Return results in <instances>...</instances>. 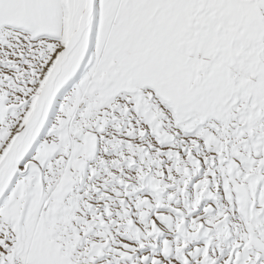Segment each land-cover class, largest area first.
Wrapping results in <instances>:
<instances>
[{
	"label": "snow or ice",
	"instance_id": "1",
	"mask_svg": "<svg viewBox=\"0 0 264 264\" xmlns=\"http://www.w3.org/2000/svg\"><path fill=\"white\" fill-rule=\"evenodd\" d=\"M0 264H264V0H0Z\"/></svg>",
	"mask_w": 264,
	"mask_h": 264
}]
</instances>
